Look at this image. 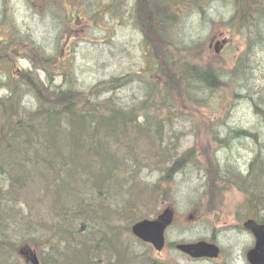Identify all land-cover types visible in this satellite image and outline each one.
Here are the masks:
<instances>
[{"label": "trees", "instance_id": "obj_1", "mask_svg": "<svg viewBox=\"0 0 264 264\" xmlns=\"http://www.w3.org/2000/svg\"><path fill=\"white\" fill-rule=\"evenodd\" d=\"M91 1L41 0L35 4L32 0V4L59 24L57 31L62 40L66 32L63 26L71 24L67 15L61 19L68 5L80 4L81 10L90 13L92 25L99 26L102 17L122 13L129 2L109 0L95 10ZM212 3V0H136L129 11L133 27L142 37L148 71L111 77L86 90L72 82L75 72L67 63L68 57L58 63L57 69L71 81L54 86L51 63L59 61V53L56 59H50L39 48H33L48 68L38 70L34 63L33 70L19 73L12 85L4 86L9 94L0 97V264H23L18 255L19 245L40 239L47 253L41 264H169L156 259L152 247L146 253L147 259L139 257L125 240H117L110 231L111 225L103 230L99 225L91 226L86 217L96 218V213L108 208L102 197L125 191L129 207L116 209V215L125 217L130 233L134 224L153 219L160 212V202L166 196L164 181L199 172L206 176L210 165L220 182L209 189L207 180L203 194L208 195L214 189L238 190L244 195L242 206L246 214L264 224V140L257 141L255 155L246 169L232 163L226 168L215 165L213 157L202 168L194 149L180 152L175 131L168 128L165 131L167 123L171 127L184 116L177 107L178 95L203 107L208 104L206 94L212 95L227 86L221 68L200 67L191 55L200 47L188 36L190 28L208 17ZM232 5L236 7L233 16L227 21L224 17L220 24L230 29L238 25L242 28L247 14L251 22H259L260 16L264 22V6L260 3L247 11L245 0H226L227 9H232ZM50 12H59L58 18ZM72 18L75 23L79 17L72 15ZM192 18L198 20L190 24ZM12 23L10 19L5 22L11 31L10 46L25 49L37 46L30 35L19 43V30ZM252 29L257 36L264 31L263 26L260 31ZM150 32L155 33L156 40ZM13 35L17 44L12 41ZM4 59L1 50L0 70ZM247 67L248 63L245 70ZM241 68L237 66L239 78L245 71H240ZM234 87L239 89L236 96L240 105L253 104L255 114L264 118L263 95L257 99L256 94H244L241 82ZM253 137L255 134L249 131L234 130L222 138L214 131L215 142L227 148H233L229 141L236 143ZM144 169L159 172L163 180L152 184L138 181ZM80 186L90 187L93 190H89L90 194L95 193L94 197L102 202L80 200L76 208L67 205L71 204L68 199L72 196L79 198ZM144 204L148 210L137 213ZM107 214V218L103 217L106 222L112 217ZM76 221H80L82 230L70 227Z\"/></svg>", "mask_w": 264, "mask_h": 264}, {"label": "rangeland", "instance_id": "obj_2", "mask_svg": "<svg viewBox=\"0 0 264 264\" xmlns=\"http://www.w3.org/2000/svg\"><path fill=\"white\" fill-rule=\"evenodd\" d=\"M40 1L34 0V3L40 4ZM128 1L125 11L115 14L107 13L98 22L99 26L92 25L94 22L90 13L84 8L81 10L80 4L68 5L66 11L61 13V19L67 15L66 20L68 19L71 24L62 25L63 28H66L64 29L66 32L63 39L60 40V33L57 31L59 24L52 17L50 18L49 14L40 13V10L35 9L32 0H0V51L3 50L5 57L4 64L1 66L3 69L0 70L2 88L9 84L12 85L19 73L33 70L34 63L38 70L45 71L44 69L48 68L46 61L38 54H34L36 50L33 48H39L43 56L47 54L48 57L45 58L50 59L58 57L59 53V61L51 63L55 74L54 86L66 85L67 81H71L61 76V69H57L58 63H63L62 60L66 57H68L67 63L75 72V79L72 82L79 83V86L84 90L111 77H125L145 69L148 71L141 47L142 37L133 27L131 11H129L131 4L133 5L136 0ZM245 1L248 4L247 11H252L259 3L262 7L264 6V0H258L259 3L257 0ZM109 2V0H92L90 3L96 10ZM212 2L208 17L199 24L197 23L194 29L190 28L191 32L189 31L188 36L192 38L194 44H198L197 46L200 47L198 52L191 55L194 63L200 67L218 66L221 68L224 78L227 80V86L212 95L206 94L205 99L208 104L203 107L190 104L181 95H178L176 98L177 107L184 116L181 118L182 120L173 122L171 127L167 123L165 131L168 129L175 131L180 144V152L194 149L197 162L201 164L202 168L203 164H209L213 157L215 165L222 164L226 168L232 163L234 166L246 169L255 155L254 148L257 141L264 140V118L255 114L253 104L240 105L239 96H236L239 89L234 85L241 82L244 94H256L257 99L261 94L264 97V31H260L263 16L259 17V22H251L252 19L247 14L242 21V28L238 25L236 28L230 29L229 26L220 24V21L224 20V17L227 21L233 16L236 10L235 5L231 6L232 9H227L226 0H212ZM127 5H129L128 9ZM58 13L50 12L51 15H57V18ZM72 15L79 17L76 20L74 18L75 23H73ZM9 19L12 20V25H15L19 30V43L24 37L30 35L33 36L37 46H32L31 49L10 46L8 40L11 31L8 24H5ZM197 20L192 18V21L189 20V22L191 24ZM252 28L260 31L258 36ZM151 36L156 40L155 33L152 32ZM225 38L228 39L227 45L217 54L216 44ZM17 40L13 35L14 44H17ZM158 42L154 43L158 44ZM246 63H248V69L245 70ZM237 66L239 68L242 66L240 71L245 70L242 72V78L236 75ZM58 71L59 75L56 74ZM42 77L45 78V75L43 74ZM8 94V88L7 90L3 88L0 91V97L8 96ZM234 130L249 131L255 134V137L236 143L229 141V145L232 144L233 148H227V146L224 147L223 144L215 142L214 131L215 133L219 132L220 137L224 138ZM204 175L205 173L201 172L193 175L183 174L178 175L174 181L170 179L162 183L166 190V196L160 202V212L154 218L167 208H172L175 212V223L167 233V244L162 253L156 252L150 245L143 243L146 246H141L139 244L141 241L137 240L132 232L129 233V224L125 217L116 215L118 214L116 209L129 207V198L125 196V191H120L118 194L111 193L113 196L109 195L105 199L102 197L108 208L96 213V218L85 216L86 220L91 226L99 225L103 230L109 229L111 225L113 229L110 231L115 233L114 236L117 240H125L141 258L147 259L149 254L146 253L152 247L153 256L169 264H247L246 254L253 248L255 242L253 236L244 229L243 224L248 219L254 218L247 215L242 206L244 195L233 189L227 192L220 190L218 192L214 189L208 195H204L202 189L204 183L208 184L207 180L210 183L209 189L220 182L211 165L207 175ZM161 179L162 176L159 172L151 173L149 169H144L141 171L138 181L142 180L146 184L148 182L152 184ZM80 188L77 194L80 195L79 198L76 199L72 196L68 199L71 204L67 205L76 208V203L80 200L95 204L102 202L99 198L94 197L95 193L90 194L89 190L93 192L90 187L80 186ZM147 210L148 208L144 204L137 213H144ZM107 212L112 217L106 222L103 217H108ZM70 227L82 230L80 221L72 223ZM18 237L21 238L22 233ZM196 241L217 244L221 249V257L216 261H195L176 250L177 244ZM29 242L24 241L19 245L18 255L22 263L30 264L20 255L24 249L34 250L41 262L47 254L45 244L42 239L33 244ZM105 243L108 242L105 241Z\"/></svg>", "mask_w": 264, "mask_h": 264}, {"label": "water", "instance_id": "obj_3", "mask_svg": "<svg viewBox=\"0 0 264 264\" xmlns=\"http://www.w3.org/2000/svg\"><path fill=\"white\" fill-rule=\"evenodd\" d=\"M220 44H217V53L222 49L219 48ZM174 222L175 212L167 208L156 219L143 220L135 224L132 232L136 238L152 245L157 252H162L166 247V232ZM244 227L255 239L254 247L247 253L248 263L264 264V225L258 224L255 220H248ZM177 249L193 259H218L221 255V249L216 244L206 241L179 244ZM21 255L26 257L30 264H40L38 255L32 249L22 250Z\"/></svg>", "mask_w": 264, "mask_h": 264}, {"label": "bare ground", "instance_id": "obj_4", "mask_svg": "<svg viewBox=\"0 0 264 264\" xmlns=\"http://www.w3.org/2000/svg\"><path fill=\"white\" fill-rule=\"evenodd\" d=\"M262 26L264 27V22L262 23Z\"/></svg>", "mask_w": 264, "mask_h": 264}, {"label": "flooded vegetation", "instance_id": "obj_5", "mask_svg": "<svg viewBox=\"0 0 264 264\" xmlns=\"http://www.w3.org/2000/svg\"><path fill=\"white\" fill-rule=\"evenodd\" d=\"M214 41V40H213ZM205 262H207V260H204Z\"/></svg>", "mask_w": 264, "mask_h": 264}]
</instances>
